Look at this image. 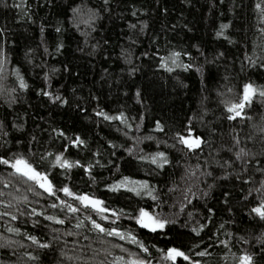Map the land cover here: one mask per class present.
<instances>
[{"label": "trees", "instance_id": "obj_1", "mask_svg": "<svg viewBox=\"0 0 264 264\" xmlns=\"http://www.w3.org/2000/svg\"><path fill=\"white\" fill-rule=\"evenodd\" d=\"M19 3V0H7L9 7L0 6V28L5 29L4 37L7 39V52L10 59L9 69L19 67L21 74L25 76L29 83V89L18 92L19 102L11 108L5 103V98L0 97V120L6 124L14 121L24 123L23 131H16L9 127L10 143L0 147V154L22 151L27 153L30 135H36L39 144H33L32 150L42 152L45 148H58L63 141L49 143L51 128H63L70 135L79 134L88 141V149L77 150L70 148L72 158L92 160L93 153L99 149L100 155L95 157L106 167L93 169L97 183L92 185L88 177L79 169L72 170L70 183L80 191H91L97 196L104 198L113 207L125 208L133 211L137 206L155 210L154 202L149 198L127 199L124 196L113 195L105 188V183H111L118 179L120 174L132 175L137 179H150L154 185L164 188L171 186L175 180L183 188L180 177L183 175L186 163L195 165L203 163L205 157L216 159L223 163L225 160L233 159L232 153L227 149L232 144V137L238 134L246 147L252 152H264V140L260 136V127L264 126V102L259 98L255 99L252 108L249 110L251 120L228 121L222 117L223 108L219 105L221 99L234 98L248 79L264 84V69H253L248 66V61L244 59V54L249 56L255 52L256 56L262 54L260 48L261 41L258 33V22L256 12L253 7L255 0H110L111 15L105 14L104 18L98 22L96 31L91 32L87 44L85 37L80 31L73 28L68 20L71 16L66 9L73 0H27L31 6L32 19L29 20L23 15V11L11 7L12 3ZM80 0H76L79 3ZM93 7H99L101 0H87ZM162 8H167V14L162 12ZM133 10L137 15L133 16ZM146 20L149 27L144 34L139 32V21ZM34 21V22H33ZM222 23H231V27L225 29L224 36H217ZM129 24H137L136 29H130ZM187 24L188 28H184ZM41 25L44 32L41 34ZM62 25L63 31L57 33L55 28ZM172 26H175L173 29ZM188 29H191L189 31ZM83 30V26H82ZM131 36L132 40L128 37ZM158 38V39H156ZM231 38L233 43L229 42ZM107 41V43H105ZM135 41V43H133ZM63 42L65 47L57 54L56 44ZM99 44L94 54L92 45ZM198 45L203 55L197 48ZM129 49L133 53V66L138 68L135 75H129L128 69L131 67L119 57L121 48ZM47 48V51H45ZM83 48L80 52L77 49ZM172 49L187 50L192 53V60L183 56L185 62H191L195 67L185 71L177 68L173 73H168L158 67L160 57L166 56ZM31 50V51H29ZM149 55H142L143 52ZM223 52L222 57L216 58L217 54ZM159 54V55H157ZM205 57L207 61H205ZM215 58V62L212 63ZM31 61V62H29ZM244 70L241 71L242 62ZM65 66L68 71H65ZM203 67V73L196 70ZM59 69V72L52 74L51 69ZM107 69V72H105ZM48 72L52 76L49 87L44 80V74ZM15 86V77L9 75L6 87ZM226 87L233 89V92L226 91ZM58 91L68 99L69 104H53L48 97L39 94V90ZM140 89L143 103L138 102L135 96L136 90ZM75 90V91H74ZM218 92H224L223 97L218 96ZM207 98L204 100V98ZM208 112L204 120L210 122V126L215 129L212 134V149L205 147L203 153L197 152L195 156L186 158L180 151L181 146L177 144L175 149H168L165 145H160V150L169 152L172 164L166 166L165 170L159 174L153 172L155 168L147 161H138L134 156H129L124 148L113 149L108 140L117 145L130 146L133 141L126 139L121 132L116 129L124 128L119 121H104L102 117L95 115L94 109H103L109 114H118L120 111L126 113L130 122L135 125L139 118L143 116V124L139 133L135 128L129 130L132 135H154L159 140H168L169 144L173 132L182 123L194 114L197 116L203 111L201 102ZM80 107H77V106ZM86 110V111H85ZM135 117V120L132 118ZM160 120L166 127L165 133L154 131L155 121ZM255 125L256 127H253ZM51 126V127H50ZM194 126L201 130V134L207 136L208 129L201 128L198 122ZM253 137V139H247ZM19 140L21 143L17 144ZM145 153L157 150V145L153 141L145 140L139 145ZM115 152V155L112 153ZM199 157V160L197 159ZM111 161V163H109ZM119 166L117 171L116 166ZM213 177L202 179L200 188L207 190V184L216 180V186L209 196L204 199L193 200L192 204L179 216V223L170 226L171 231L168 236H157L149 233L147 229H139L134 221L127 218L118 222L124 227H131L137 232L141 239L147 244H155L157 247H165L171 239L176 245H191L198 241L194 239L195 234L190 228L182 227L187 219V211L196 213L195 219L201 223H208V227L201 233L204 244L208 243L209 237L216 239L213 234L224 222V229L220 230L219 239H224V232H232L236 236L243 235L245 238L256 237L264 233V223L254 222L248 215L249 205L246 203L245 192L241 189L251 186H258L262 177L254 171L250 165L249 172L254 176L253 185H244L235 179V174L240 172V164L237 161L232 168L227 169L234 175L225 178L224 170L213 164L210 168ZM4 169L0 168V172ZM2 187V185H0ZM15 195V189H6ZM23 191V188H21ZM230 193L229 197L225 193ZM168 198L171 204L174 198ZM10 198V197H8ZM32 197L30 196V199ZM228 199L229 203L225 204ZM249 200L251 197L248 198ZM41 205L45 200L40 201ZM214 209V215L208 213V209ZM231 208V211H229ZM164 212H176V208L164 207ZM210 216L211 223L207 217ZM7 223V220L0 222ZM15 226H22L35 235L42 238L47 237V228L33 229L31 223L24 224L23 221L13 222ZM74 223V221L72 222ZM108 222H105L107 226ZM56 227H60L56 225ZM65 227L70 228L71 225ZM3 231V228H0ZM71 240L73 237H66ZM93 234V240L95 241ZM114 242H120L115 238H107ZM87 243V242H83ZM62 246V241L57 244V249ZM126 246H128L126 244ZM93 247L99 248L98 241L93 243ZM232 249L237 252V248ZM260 245L255 244L254 239L251 245L252 250H256ZM136 250L135 246H131ZM197 249V251L201 250ZM212 253L209 257L202 258L206 264H222V246L215 243L208 249ZM67 251L75 254L69 246ZM85 255L90 254V250L85 248ZM155 255V250H153ZM42 264H52L53 253L41 252ZM178 264H181L178 258ZM188 264V262H182ZM228 264H231L229 260Z\"/></svg>", "mask_w": 264, "mask_h": 264}, {"label": "snow or ice", "instance_id": "obj_2", "mask_svg": "<svg viewBox=\"0 0 264 264\" xmlns=\"http://www.w3.org/2000/svg\"><path fill=\"white\" fill-rule=\"evenodd\" d=\"M51 4L52 0H48ZM159 2V0H157ZM0 6L9 7L7 0H0ZM11 7L23 11V15L29 20L31 16V6L27 0H19V3H12ZM256 18L258 22V33L261 41L260 48L262 54L256 56L253 52L252 56L247 53L244 54V59L248 61V66L256 69H264V0H255L253 5ZM110 0H101L99 7L91 6L87 0H80L76 3L73 0L72 4L68 6L66 12H70L71 16L68 20L73 28L81 32L85 37L87 44L88 37L91 32L96 31L98 22L104 18L105 14L111 15ZM162 12L167 14L168 9L162 8ZM133 16L137 15V11L133 10ZM34 22V21H33ZM83 26V30H82ZM130 29H136L137 24H129ZM149 27L146 20L139 21V32L145 33ZM175 29V26H172ZM231 27V23H222L220 30L216 32L217 36H224L225 29ZM184 28H188L185 24ZM191 31V29H188ZM5 29L0 28V97L5 98V103L9 108L19 102L18 92H23L29 89V83L24 75L21 74L19 67H12L9 69L10 64L9 55L7 52V39L4 37ZM41 34L44 32V26L41 25ZM57 33L63 31L62 25L55 28ZM132 40V37H128ZM158 39V38H156ZM229 42L234 41L229 38ZM107 43V41H105ZM135 43V41H133ZM65 47L63 42L56 44V53L58 54L61 49ZM100 45H92L94 54L95 50ZM192 47L197 48L203 55L202 50L198 45ZM83 52V48L77 49ZM31 51V50H29ZM47 51V48H45ZM142 55L147 56L149 53L143 52ZM159 55V54H157ZM223 52L217 54L216 58L222 57ZM187 56L192 60V53L190 51L181 49H172L166 56L160 57L158 60V67L164 69L168 73H173L177 68L184 69L185 71L195 67L191 62H185L182 57ZM122 58L126 64L130 65L128 72L129 75H135L138 68L133 66V53L129 49L121 48L119 57ZM205 61L207 58L205 57ZM31 62V61H29ZM212 63L215 62V58ZM241 71L243 68V61ZM65 71H68L65 66ZM198 72L203 73V67H197ZM52 74L59 72V69H51ZM107 72V69H105ZM15 77V86L6 87L8 76ZM52 76L48 72L44 74V80L48 86H51ZM75 91V90H74ZM226 91L231 93L233 89L226 87ZM39 94L48 99L53 104L67 105L69 101L58 91H50L41 88ZM224 92H218L219 97H223ZM135 96L138 102L143 103L141 96L142 93L138 88ZM259 98L264 102V84H258L251 79H248L242 84L241 89L236 93L234 98L221 99L219 105L222 106V117L230 122L237 120H251L249 110L252 108L255 99ZM207 98L205 97L204 100ZM201 106L203 111L197 116L194 114L189 118L186 124L182 123L181 126L173 132L171 139L174 141L172 144L168 140H159L154 135H132L129 130L135 128L137 133L140 132L143 124V116L139 118V122L133 125L125 112L120 111L118 114H109L103 109H94L97 117H102L104 121L112 122L119 121L124 128H117L116 131L121 132L122 135L133 141V143L126 147L121 144L117 145L113 141L108 140L107 143L113 149L124 148V151L129 156H134L138 161H147L154 165L152 174H159L165 170L166 166L172 164L169 152L160 150V145H165L168 149H175L177 144L181 146L180 151L184 153L186 158L195 156L197 152L203 153L205 147L212 149V134L215 129L210 126V122L206 123L204 120L207 115V108L204 107L202 100ZM77 107H80L79 105ZM86 111V110H85ZM136 118L133 117L132 120ZM194 122H198L201 128H207V136L201 134V130L194 126ZM154 131L165 133V125L156 120ZM11 127L16 131L24 130V123H16L14 121L6 124L4 120H0V147L6 146L10 143L7 139L9 136L8 128ZM51 127V126H50ZM253 127H256L253 125ZM261 139L264 140V126L260 129ZM253 139V137H247ZM63 141L58 148L48 149L45 148L42 152L32 150L33 144H39L36 135H30L28 142L27 153L22 151L10 152L0 154V168L4 171L0 172V222L7 220V223H0V264H42L41 252L45 255L47 252L53 253L52 264H178V258L182 262L188 264H206L202 258L212 255L209 248H212L215 243L222 246L223 256L222 264H264V233L254 238H245L243 235L236 236L232 232H224V239H219L220 230L224 229L225 223H221L219 228L213 234L216 237H209L210 243L206 244L202 249L201 245L204 240L201 233L208 227V223H201L195 219L196 213L194 211H187V219L184 221L182 227L190 228L191 233L195 234L194 239L198 242L191 245H176L169 241L165 247H157L155 244H147L135 230L131 227H124L120 221L127 218L129 221H134L139 229H147L149 233L156 234L157 236H168L172 230L170 226L179 223V216L185 213V210L192 204L193 200L204 199L209 196L212 189L216 186V180L221 177H216L213 183L207 184V190L200 188V183L207 178L213 177V172L207 170L211 165L215 164L220 169L224 170V176L227 178L233 176V172L227 171L232 168L238 161L240 164V172L235 174V179L241 181L244 185H253L254 176L249 172V166L254 168L256 173H259L262 179L259 181L258 186H251L241 189L246 195L244 199L249 205L248 215L252 217L254 222L264 223V152L256 153L242 147L243 141L238 134L232 137V144L227 149L232 153L233 159L225 160L221 163L219 160L209 157L204 158L203 163H196L192 165L186 163L184 165L185 171L180 177L183 182V188L175 180L171 182V186L165 185L161 188L159 185L151 183L150 179H137L132 175L120 174L118 179L113 180L111 183H105V188L111 194L124 196L127 199L144 197L149 198L154 202L155 210L137 206L133 211H128L125 208L113 207L100 196H97L91 191H80L78 188L70 183L71 173L74 169L81 170L91 182L92 185L97 183L96 176L93 174V169L97 166L106 167L100 163L98 157L100 155L97 149L92 155V160L75 159L71 157L70 148L77 150L88 149V141L82 138L79 134H69L63 128L52 127L49 143L54 141ZM145 140L153 141L157 145V150L154 152L145 153L143 148H139ZM17 144L21 142L16 141ZM115 155V152L112 153ZM199 160V157H197ZM111 163V161H109ZM119 171V166H116ZM23 188V191H21ZM6 189H15V195ZM179 192L178 198H174L172 203H168V198L176 197ZM30 196L32 197L30 199ZM226 197L230 193H225ZM10 197V198H8ZM251 197L249 200L248 198ZM45 200V204L41 205L40 201ZM229 200H225L228 204ZM176 208V212H164V207ZM208 213L214 215V209L209 208ZM231 211V208H229ZM210 216L205 218L211 223ZM23 221L24 224L31 223L33 229L47 228L48 235L42 238L40 235H35L22 226H15L13 222ZM74 221V223H72ZM107 223V226L105 225ZM59 225L60 227H56ZM71 225L70 228L65 227ZM95 235V241L93 240ZM66 237H73L74 239L68 240ZM115 238L120 242H114L107 238ZM260 245L256 250H252L253 243ZM62 241V246L57 249V244ZM99 242L100 247H93V243ZM87 242V243H83ZM126 244L128 246H126ZM237 252L232 249L237 247ZM71 246L75 254H70L67 248ZM131 246H135L136 250H132ZM85 248L90 250L89 255H85ZM197 249H201L197 251ZM155 250V255L153 254Z\"/></svg>", "mask_w": 264, "mask_h": 264}]
</instances>
